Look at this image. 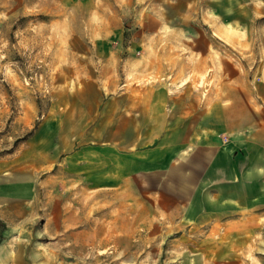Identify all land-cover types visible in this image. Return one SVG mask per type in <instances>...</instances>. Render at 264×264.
Returning a JSON list of instances; mask_svg holds the SVG:
<instances>
[{
    "label": "rangeland",
    "instance_id": "374dc122",
    "mask_svg": "<svg viewBox=\"0 0 264 264\" xmlns=\"http://www.w3.org/2000/svg\"><path fill=\"white\" fill-rule=\"evenodd\" d=\"M207 1L212 15L217 1ZM228 1L226 20L195 12L185 29H143L140 6L117 0H0V208L24 220L18 230L37 232L33 246H50L51 264H264V206L185 221L176 199L164 198L172 209L156 216L161 221L144 223L150 206L146 214L126 207L122 225L134 235L104 237L89 225L106 226L111 197L83 188L73 168L76 151L105 145L120 114L108 102L121 101L123 91L135 101L152 89L187 97L195 115L208 102L228 101L237 72L257 66L237 60L249 48H237V5ZM61 222L67 234L78 232L76 241L94 244L74 247L67 238L59 248Z\"/></svg>",
    "mask_w": 264,
    "mask_h": 264
},
{
    "label": "crops",
    "instance_id": "0c3cea01",
    "mask_svg": "<svg viewBox=\"0 0 264 264\" xmlns=\"http://www.w3.org/2000/svg\"><path fill=\"white\" fill-rule=\"evenodd\" d=\"M216 1L211 15L207 0H117L123 5L140 6L137 21L143 29L167 23L185 29L182 25L191 22L195 12L214 23L226 20L232 15L226 7L228 0ZM235 4L233 23L237 21L241 36L237 48H249L242 50L247 55H239L237 60L257 66L248 75L246 71L237 72V87L230 88L228 101L208 102L206 109L207 104L202 107L205 112L195 115L193 102L187 97L179 101L178 95L152 89L135 101L123 91L117 97L121 101L108 102L120 114L106 134L105 145L73 155L75 172L84 175L83 188L105 190L111 197L106 226L89 225L98 234L106 232L104 237H112L114 231L119 237L134 235L122 224L127 220L126 207L135 205L140 214L151 207L144 223L161 221L156 216L172 209L167 210L164 198L180 201L175 200L173 208L185 221L200 219L194 215L213 216L200 220H222L239 207L264 206V0H235ZM193 6L198 11L192 10ZM186 14L191 15L189 20ZM223 136L228 137L227 142H223ZM127 197L131 200L126 201ZM114 214L118 216H111ZM23 223L22 218L12 212L5 214L0 208V264H51L50 246H33L30 241L37 232L18 230ZM39 234L42 239L50 236ZM55 234L60 238L59 248L66 245L67 238L74 239V247L94 244L93 240L76 241L78 232L67 234L64 222Z\"/></svg>",
    "mask_w": 264,
    "mask_h": 264
},
{
    "label": "trees",
    "instance_id": "16d2710c",
    "mask_svg": "<svg viewBox=\"0 0 264 264\" xmlns=\"http://www.w3.org/2000/svg\"><path fill=\"white\" fill-rule=\"evenodd\" d=\"M3 226V225H2Z\"/></svg>",
    "mask_w": 264,
    "mask_h": 264
}]
</instances>
